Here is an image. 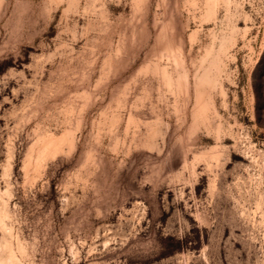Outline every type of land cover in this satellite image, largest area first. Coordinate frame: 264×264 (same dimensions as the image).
I'll return each instance as SVG.
<instances>
[{"label":"rangeland","instance_id":"obj_1","mask_svg":"<svg viewBox=\"0 0 264 264\" xmlns=\"http://www.w3.org/2000/svg\"><path fill=\"white\" fill-rule=\"evenodd\" d=\"M0 264H264V0H0Z\"/></svg>","mask_w":264,"mask_h":264},{"label":"bare ground","instance_id":"obj_2","mask_svg":"<svg viewBox=\"0 0 264 264\" xmlns=\"http://www.w3.org/2000/svg\"><path fill=\"white\" fill-rule=\"evenodd\" d=\"M52 141H53V140H52ZM52 141H51V142H52ZM58 143H59V142H58Z\"/></svg>","mask_w":264,"mask_h":264},{"label":"trees","instance_id":"obj_3","mask_svg":"<svg viewBox=\"0 0 264 264\" xmlns=\"http://www.w3.org/2000/svg\"><path fill=\"white\" fill-rule=\"evenodd\" d=\"M259 86V85H258Z\"/></svg>","mask_w":264,"mask_h":264}]
</instances>
